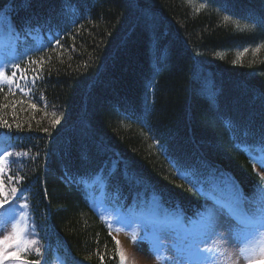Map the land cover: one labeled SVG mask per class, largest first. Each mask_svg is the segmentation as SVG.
Masks as SVG:
<instances>
[{"label":"trees","instance_id":"trees-1","mask_svg":"<svg viewBox=\"0 0 264 264\" xmlns=\"http://www.w3.org/2000/svg\"><path fill=\"white\" fill-rule=\"evenodd\" d=\"M0 67V211L36 225L2 264H145L109 226L162 214L191 260L214 198L263 205L264 0H0Z\"/></svg>","mask_w":264,"mask_h":264},{"label":"rangeland","instance_id":"rangeland-1","mask_svg":"<svg viewBox=\"0 0 264 264\" xmlns=\"http://www.w3.org/2000/svg\"><path fill=\"white\" fill-rule=\"evenodd\" d=\"M12 55L13 51H10L4 54L3 57L6 61H9ZM0 190H3L2 185H0ZM23 208V206L20 207V209ZM223 214L227 217L224 211ZM252 217L258 220V226L263 230V237L253 236L245 241L242 229L237 228L236 233H232L228 227L223 226L217 233L225 242L221 247L213 246L211 260L207 264H245L248 260L255 259V261L248 262L256 263L264 260V206L262 207V211L252 214ZM116 219L119 221L120 217L118 216ZM23 220L24 223H22ZM32 227L33 231H36V225L33 223L31 215L26 211H22L16 215L8 209L0 211V264L9 257H18V251H20L21 247L17 242V231L19 230L21 235L26 237L30 231L33 235ZM109 228H112V226H109ZM153 232L154 229L152 227L146 226L139 229L138 235L134 236L125 225H117L112 228V234L115 239L124 242L127 247H130L132 244L135 245L137 256L145 264H188L185 262V260H188L187 255L183 252V249L187 245L186 241L183 239L177 240L169 231H161L158 233L160 241L163 244L160 256L159 250L155 249L150 241V235ZM176 233L178 234L179 232ZM32 240L33 237H31ZM189 243L190 241H188ZM213 243V241L210 242L208 246L210 249ZM36 245L37 243L33 241L30 247L34 249ZM194 259L196 258L194 257L191 260L193 261ZM53 264L62 263L54 261ZM123 264H133V262L127 259Z\"/></svg>","mask_w":264,"mask_h":264}]
</instances>
